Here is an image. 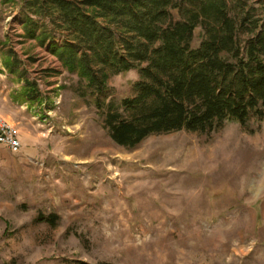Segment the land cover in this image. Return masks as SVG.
<instances>
[{"label": "rangeland", "instance_id": "obj_1", "mask_svg": "<svg viewBox=\"0 0 264 264\" xmlns=\"http://www.w3.org/2000/svg\"><path fill=\"white\" fill-rule=\"evenodd\" d=\"M42 1L0 0V117L28 134L0 144V264H264V118L118 145L106 104L123 110L139 70L88 87L51 53L69 34ZM228 3L264 24V0Z\"/></svg>", "mask_w": 264, "mask_h": 264}, {"label": "trees", "instance_id": "obj_2", "mask_svg": "<svg viewBox=\"0 0 264 264\" xmlns=\"http://www.w3.org/2000/svg\"><path fill=\"white\" fill-rule=\"evenodd\" d=\"M42 2L69 34L64 45L50 44L51 53L88 87L104 92L110 76L139 70L137 94L122 99L123 110L112 100L106 104V125L118 145L264 118V24L248 13L234 15L228 0H190L193 7L184 0ZM197 30L201 41L194 46ZM242 33L250 36L245 42ZM6 65L14 72L12 59ZM20 95L28 102L39 97L32 83Z\"/></svg>", "mask_w": 264, "mask_h": 264}, {"label": "built area", "instance_id": "obj_3", "mask_svg": "<svg viewBox=\"0 0 264 264\" xmlns=\"http://www.w3.org/2000/svg\"><path fill=\"white\" fill-rule=\"evenodd\" d=\"M0 143L13 153H18L22 148L17 129L3 117H0Z\"/></svg>", "mask_w": 264, "mask_h": 264}, {"label": "crops", "instance_id": "obj_4", "mask_svg": "<svg viewBox=\"0 0 264 264\" xmlns=\"http://www.w3.org/2000/svg\"><path fill=\"white\" fill-rule=\"evenodd\" d=\"M15 99L17 100V101H22L23 99H22V97H21V95L20 94H18V96H16L15 97ZM26 101V100H25ZM23 102V101H22ZM26 102H28V101H26ZM19 123V122H18ZM17 129V132H18V137L20 138V140L21 141H27V138H28V134H27V132H26V129H27V126H19V127H17L16 128ZM1 144V143H0ZM1 145H3V144H1ZM5 146V145H4ZM6 147V146H5Z\"/></svg>", "mask_w": 264, "mask_h": 264}]
</instances>
